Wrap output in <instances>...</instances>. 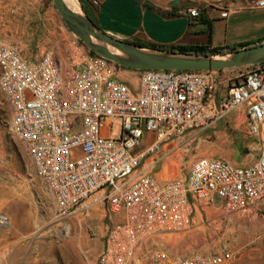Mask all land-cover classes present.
I'll list each match as a JSON object with an SVG mask.
<instances>
[{"label":"built area","instance_id":"built-area-1","mask_svg":"<svg viewBox=\"0 0 264 264\" xmlns=\"http://www.w3.org/2000/svg\"><path fill=\"white\" fill-rule=\"evenodd\" d=\"M253 5L264 9V0ZM242 68L228 77L137 71L132 86L119 78L118 66L74 36L63 54L49 48L37 57L0 39V91L10 107V130L52 193L56 216L102 205L115 217L94 264H236L229 249L179 256L153 248V241L190 227L189 195L225 213L264 208V63ZM234 111L242 112L245 134L259 147L254 162L200 157L186 183L159 182L148 172L158 160H147L163 145Z\"/></svg>","mask_w":264,"mask_h":264},{"label":"rangeland","instance_id":"rangeland-1","mask_svg":"<svg viewBox=\"0 0 264 264\" xmlns=\"http://www.w3.org/2000/svg\"><path fill=\"white\" fill-rule=\"evenodd\" d=\"M234 7L238 9L240 4ZM240 15L247 20V26L231 23L227 34L218 28L214 48L264 43V9L253 8ZM73 36L52 0H0V39L17 45L23 55L27 52L37 57L47 45L64 50L65 42ZM120 69L119 78L136 86L138 72ZM242 70L216 72L219 77H228ZM10 117V107L0 91V216L12 218L13 223L10 221L8 227L24 235L22 242L29 247L28 261L94 264L111 219L115 217L109 219L102 205H89L68 217H57L54 197L34 176L25 148L10 130ZM233 117L234 114H228L207 134L180 143L175 154L160 149L158 162L148 172L154 176L162 171L160 176L165 180L185 178L193 155L200 151L225 158L232 156L236 149L243 156L252 153L256 143L245 134L243 115L238 117L235 127ZM217 125L219 128L225 125L222 135L212 134ZM219 204L217 199L215 205ZM153 248L179 256L229 249L236 254V264H264V209L225 213L217 207L206 206L205 213L193 212L187 230L160 234L154 239Z\"/></svg>","mask_w":264,"mask_h":264},{"label":"crops","instance_id":"crops-1","mask_svg":"<svg viewBox=\"0 0 264 264\" xmlns=\"http://www.w3.org/2000/svg\"><path fill=\"white\" fill-rule=\"evenodd\" d=\"M77 1L81 9L84 7L92 21L108 35L122 41L150 43L164 47L173 45L201 46L209 44L210 48H214L212 44L218 28H223L227 34L231 23H245L244 26H247V20L243 19L240 14L249 12L253 8L259 9L253 5V1L255 0ZM236 3L240 4L238 9L234 7ZM217 22H220V24L216 25ZM208 26L210 28L209 34L207 31ZM47 47V49L52 48L57 55L63 54L64 50L60 47H51V45H47ZM24 56L32 57V54L26 52ZM231 113L234 114L231 121L234 123L233 127H235L238 117L242 115V112L234 111ZM215 128L216 130L212 131V134L216 136L222 135L225 130V125L223 128H219L218 125ZM209 129L189 132L181 142L176 141L165 144L161 149L166 150L165 153L173 151V154H175L179 150L180 143L193 141ZM253 149L252 153L244 156L240 154L239 149H236L235 153H232L233 155L229 156V158L221 157L220 154L209 155L206 151H200L193 155L192 158L194 160L190 164L187 176L179 179L185 183L187 182L192 164L200 157L223 158L235 165L250 164L257 159L259 154L257 144ZM158 154L149 158L147 161L152 158H157ZM196 155L199 157H196ZM161 174L162 171L154 174V177L159 182L168 181L163 179L160 176ZM188 200L193 206L194 214L198 211L205 213L206 206L202 202L194 200L190 195L188 196ZM10 221L13 223V219L9 218V216H0V264H39V262H30L27 260L29 247L22 242L24 235L10 229L8 227ZM12 223L11 225L13 226ZM35 248L38 251V247Z\"/></svg>","mask_w":264,"mask_h":264},{"label":"water","instance_id":"water-1","mask_svg":"<svg viewBox=\"0 0 264 264\" xmlns=\"http://www.w3.org/2000/svg\"><path fill=\"white\" fill-rule=\"evenodd\" d=\"M78 6L67 0H52L66 28L91 52L132 71L181 70L222 71L264 63V43L222 54H193L142 47L116 39L99 28Z\"/></svg>","mask_w":264,"mask_h":264},{"label":"trees","instance_id":"trees-1","mask_svg":"<svg viewBox=\"0 0 264 264\" xmlns=\"http://www.w3.org/2000/svg\"><path fill=\"white\" fill-rule=\"evenodd\" d=\"M82 9H83L84 13L90 18V15L86 11V9L84 7H82ZM209 30H210V28L208 26V29H207L208 34H209ZM130 43L135 44V45H139V46H142V47L161 49V50H172V51L181 52V53H193V54H222V53H227V52L233 51L235 49H239V48L255 45V44H248V45H244V46H239L237 48H227V47H224V48H210L209 44L201 45V46L200 45H198V46H178V45H173V46H169V47H164V46H157V45L150 44V43H140V42H130ZM91 53L94 54L93 52H91Z\"/></svg>","mask_w":264,"mask_h":264},{"label":"bare ground","instance_id":"bare-ground-1","mask_svg":"<svg viewBox=\"0 0 264 264\" xmlns=\"http://www.w3.org/2000/svg\"><path fill=\"white\" fill-rule=\"evenodd\" d=\"M70 4L74 5L75 7L78 6L76 0H67Z\"/></svg>","mask_w":264,"mask_h":264}]
</instances>
